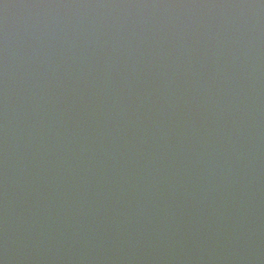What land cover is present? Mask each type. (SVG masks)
I'll return each instance as SVG.
<instances>
[{
  "label": "water",
  "instance_id": "1",
  "mask_svg": "<svg viewBox=\"0 0 264 264\" xmlns=\"http://www.w3.org/2000/svg\"><path fill=\"white\" fill-rule=\"evenodd\" d=\"M0 264H264V0H0Z\"/></svg>",
  "mask_w": 264,
  "mask_h": 264
}]
</instances>
